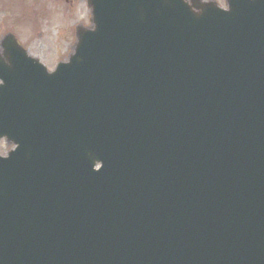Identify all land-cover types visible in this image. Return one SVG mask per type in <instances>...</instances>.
I'll use <instances>...</instances> for the list:
<instances>
[{
  "label": "water",
  "instance_id": "obj_1",
  "mask_svg": "<svg viewBox=\"0 0 264 264\" xmlns=\"http://www.w3.org/2000/svg\"><path fill=\"white\" fill-rule=\"evenodd\" d=\"M86 1L0 43V264H264V0Z\"/></svg>",
  "mask_w": 264,
  "mask_h": 264
},
{
  "label": "rangeland",
  "instance_id": "obj_2",
  "mask_svg": "<svg viewBox=\"0 0 264 264\" xmlns=\"http://www.w3.org/2000/svg\"><path fill=\"white\" fill-rule=\"evenodd\" d=\"M214 1L225 7V0ZM90 10L85 0H0V41L12 33L28 55L50 71L66 61L73 51L75 26H89ZM2 50V47H0ZM12 148L0 140V155Z\"/></svg>",
  "mask_w": 264,
  "mask_h": 264
}]
</instances>
